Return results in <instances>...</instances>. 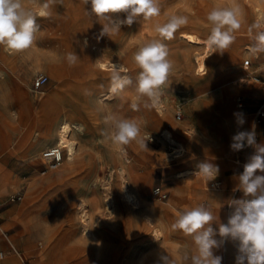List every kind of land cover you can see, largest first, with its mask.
<instances>
[{
    "label": "rangeland",
    "instance_id": "1",
    "mask_svg": "<svg viewBox=\"0 0 264 264\" xmlns=\"http://www.w3.org/2000/svg\"><path fill=\"white\" fill-rule=\"evenodd\" d=\"M254 1L159 0V16L124 25L111 37L93 34L100 53L91 57L82 46L83 34L93 30L90 5L83 0H23L39 25L34 43L21 52L0 45V227L21 254L29 243H41L45 232L37 226L49 222L56 225L53 245L66 234L75 236L69 245L74 256L71 264H158L161 253L170 259L175 257L177 264H190L183 256L192 254L194 242L191 236L172 228L178 214L203 204L216 217L217 224H227L220 213H232V200L249 198L237 187L250 146L245 145L240 151L231 149L229 132L236 134L240 125L237 117L228 114L223 89L230 87L235 91L233 108L246 120L240 131L255 129L256 143L264 144V120L259 125L255 123L256 112L264 110V53L251 52L255 30L250 33L249 28L256 22L257 14L251 7ZM45 3L49 4L48 9H44ZM236 5L241 10V28L235 32L234 42L223 53H211L207 74L194 76L193 55L201 48L185 42L180 34L194 33L207 39L211 27L208 12L213 7ZM39 9L50 11L51 15L42 16ZM172 15L187 16L189 22L169 40L160 37L155 28ZM152 40H161L167 46L173 62L160 97L164 111L169 112L171 127L159 123L157 116L161 114L157 107H143V101L136 99L134 86L118 95L111 94V72L90 73L91 59L96 57L126 65L127 74L135 80L139 69L133 55ZM74 46L80 47L73 49ZM69 52L78 56L75 65L67 63ZM245 60L250 61L248 69L243 67ZM40 75L48 81L36 90L34 81ZM27 94L38 98L40 121L25 107L26 100L22 99ZM134 102L140 105L138 111L131 108ZM112 113L140 123L149 151L133 142L123 146L122 151L102 135L105 117ZM44 117H57L56 121L66 117L72 122L70 137L76 143L74 158L63 160L54 170L48 168L42 154L54 147L55 134L51 131L55 120L41 121ZM176 127H182L183 133L175 134ZM168 128L174 134L173 141L166 135ZM179 146L181 153L177 152ZM207 148L212 157L206 156ZM202 162L218 166V191L214 190V179L208 181L195 174ZM131 165L143 190L148 191V195H137L136 206L121 193L122 181L127 182V178L122 179L119 173ZM257 175L264 173L258 171ZM155 188L167 197L160 200L154 195ZM209 193H223L218 206L210 201ZM171 200L174 209L165 213L163 209ZM153 206L158 209L154 211ZM81 207L90 218L94 241L82 236ZM13 208L15 211L6 215ZM217 224L212 225L214 229ZM28 233L34 234L30 239L33 242L27 238ZM223 247L224 243L220 248ZM218 250L214 249V254ZM10 252L0 241V264L11 256Z\"/></svg>",
    "mask_w": 264,
    "mask_h": 264
},
{
    "label": "clouds",
    "instance_id": "2",
    "mask_svg": "<svg viewBox=\"0 0 264 264\" xmlns=\"http://www.w3.org/2000/svg\"><path fill=\"white\" fill-rule=\"evenodd\" d=\"M90 5L89 13L94 15L102 25L101 36L111 37L120 32L122 26H131L134 22L145 21L160 15L159 0H83ZM44 9L49 4L43 5ZM240 8L236 6L213 7L207 14L210 34L206 40L211 53H223L235 40V32L241 28ZM119 14H123L122 16ZM40 15H51L42 11ZM188 17L172 15L163 25H157L155 31L160 37L172 39L174 33L188 24ZM39 30L34 12L24 6L23 0H0V45L13 52H21L32 46L35 33ZM253 35L254 45L251 52L264 53V17L259 18L249 32ZM207 58V57H206ZM205 58V59H206ZM69 66L78 61L76 53L66 55ZM133 61L139 72L135 80L127 74L128 69L112 63L110 74V92L120 94L134 86L136 99L143 101V107L154 108L160 104L162 88L168 81L173 68L169 50L161 40H152L140 46L133 55ZM123 73V74H122ZM102 103V101H101ZM138 103H132L133 110H139ZM242 115L237 114V123L243 125ZM106 129L102 131L112 144L123 146L135 142L139 148L148 150L146 141L141 135V126L136 119L124 118L116 113L105 117ZM245 145L253 146L255 153L250 156L239 175L238 188L247 199L232 200L234 209L227 224H217L213 213L200 204L180 212L172 224L174 230H181L191 236L194 249L183 260L190 264H221L222 257L214 255V249L231 240L238 242L235 264H264V144L256 143L255 131H239L232 137L231 149L242 150ZM149 151V150H148ZM196 175L208 181L215 179L219 173L218 166L202 162ZM217 228H213V224ZM219 236L220 239H216ZM2 258V254H0ZM158 264H175L169 256L161 253Z\"/></svg>",
    "mask_w": 264,
    "mask_h": 264
},
{
    "label": "bare ground",
    "instance_id": "3",
    "mask_svg": "<svg viewBox=\"0 0 264 264\" xmlns=\"http://www.w3.org/2000/svg\"><path fill=\"white\" fill-rule=\"evenodd\" d=\"M251 7L255 12H257L256 21L259 18L264 17V0H255L254 3L251 4ZM38 11H39V13H41L42 11H45V10L39 9ZM91 27L93 28V30L89 31L88 33L83 34V36H82L85 38V42H83L82 46L86 47V51L88 53H90V55L91 54L95 55V54L100 53V47L98 46V43H96L94 41L93 34L94 35L99 34L101 32L102 25L98 22V20L96 19V17L94 15H93V22H92ZM180 38L185 40V42H187L191 45H194L198 48H201V51H197L193 55L192 64H193V68H194V76H203V75L207 74V71H206L207 59L211 55V50L207 47V45L205 43L207 39L198 37L194 33L191 34V33H185V32L180 34ZM79 47L80 46H74L72 48L74 49V48H79ZM92 55H91V57H92ZM112 63L118 64V65L126 68L125 67L126 65L124 66L121 63L103 61V60H100V59L94 57L91 59V64H92V65H90L91 75H105L108 72H111L110 65ZM60 78H61V76L58 75L57 79H60ZM253 81L258 82L259 79L254 78ZM109 88H110V86H109ZM234 94H235V91L232 90L230 87L223 89L224 102L226 104V107L228 108V114L231 117H237V112L233 108V104H232ZM22 100L23 101L26 100L25 107L27 109H29L31 112H33V114L35 115L37 120L40 121V119L38 117V113L41 111V109L38 108V102H37L38 98L36 96H31L30 94H27ZM33 109H34V111H33ZM157 112H159V114H161V116H157L159 123L160 124H167V125H170V127H171L172 121L170 120L169 112L166 113L164 111V106H162L161 103L157 106ZM55 118L57 119V117H53L50 119L48 117H44V119L41 121L51 123V122H54V120H55V122H54L55 128L53 129V131H51L55 134L54 147H59L62 149L63 154H64L63 160L71 161L76 154V143L70 137V134L72 132V124H71L72 122L70 123L66 119V117H61V119L59 121H56ZM245 124H246V120L243 123V125L239 124L240 125L239 129L242 130V128L244 127ZM252 131H255V129H252ZM165 132H166L167 137L173 141V135H174L173 132H171V130L169 128ZM174 133L177 135H180L181 133H183L182 127H176ZM229 133L232 135V137L235 135L232 131H230ZM232 137H231V141H232ZM256 142H257V140H256ZM133 143H135V142H133ZM248 148H249V150L247 151V154L245 155V161H244L245 163L248 162V159L250 158V156L252 155V153L254 151L253 146H250ZM181 151H182V148L177 150L178 153H181ZM211 155L212 154L210 153L209 149L207 148L206 156L212 157ZM48 168L50 170H54L49 165H48ZM134 169H135L134 165H131V166H128L126 169H124L123 172H121L119 174H121L122 179L124 177L127 178V182H125L124 180L122 181V182H124L123 187L121 188V193H122L123 197L128 202H130V204H132L133 206H136L139 204V198L137 195H141V192H143L145 195H148V191L143 190V183H142V181L139 180V177L137 176V172ZM181 175H182V173H181ZM1 182H2V174L0 173V183ZM122 182H121V184H122ZM231 183H232V185L235 184L234 182H231ZM236 189H234V190H236ZM0 195H1V193H0ZM222 196H223V193H209L208 194L210 201L216 206H218V204L220 203ZM172 198H173V196H172ZM173 203H174L173 200H171L166 205V207H164L163 210L165 213H170L171 211H173V209H174ZM80 206H81V204H80ZM109 208L111 210V207H109ZM152 208L154 211H156L158 209V207H155V206H153ZM135 209H137V208H135ZM80 210H81V215L79 217V222L82 224V227H83L82 236H84V237L86 236L87 239L89 238L91 241H94V236H92L90 218L86 214L87 212L85 211L84 208L81 207ZM14 211H15V209L13 208V209L9 210L8 212H6V215H11ZM106 211L108 212L109 210H106ZM230 214L231 213H229V215L228 214L224 215L223 213H220V218L225 219V221L227 222ZM110 216H112V215H110ZM37 227H41L44 230V232H45L44 238L42 239V241L39 245L29 243L27 245V247L24 248V252L22 254L13 246L11 239L9 240L8 238L5 237L4 230H3V228L0 227V231H1L0 241L4 245L8 246L9 250L11 251L10 252L11 256L5 258L1 264H71V262L74 259V256L71 253L69 245L72 244L71 242L75 238V236L71 235L70 233L66 234L63 237H61L55 245H53L52 243L54 242V240L56 238V234L54 231V229L56 228V225L54 226L53 224H51L49 222H43ZM30 230H31V228L28 229V231H30ZM36 233H38V232H36ZM32 235H34V234H32V233L27 234V238L29 239V241H30V239H32V237H33ZM155 236H158V230L157 229L155 230ZM51 246H53V250L50 252ZM237 246L238 245H236V243L234 241L227 240L224 242V247L219 248V250L214 255H218V256L222 257V264H235V257L237 254ZM172 256H174V255H172ZM1 259H3V256ZM171 260L174 261L175 264H177V260L175 257H171Z\"/></svg>",
    "mask_w": 264,
    "mask_h": 264
},
{
    "label": "built area",
    "instance_id": "4",
    "mask_svg": "<svg viewBox=\"0 0 264 264\" xmlns=\"http://www.w3.org/2000/svg\"><path fill=\"white\" fill-rule=\"evenodd\" d=\"M249 66H250V61L245 60L244 66H243L244 69H248ZM47 81H48V78L46 76L44 75L38 76L34 81V88L36 90L41 89L47 83ZM239 106L241 107L242 104L240 103ZM263 120H264V110L259 109L256 112L255 123L259 125L263 122ZM42 157L44 161L52 169H56L58 166H60L61 162L63 161L64 154L61 148L52 147V148L46 149L43 152ZM214 188L218 190L220 188V183L219 182L214 183ZM154 195L158 197L160 200H163L167 197V194L164 193L160 188H155Z\"/></svg>",
    "mask_w": 264,
    "mask_h": 264
},
{
    "label": "crops",
    "instance_id": "5",
    "mask_svg": "<svg viewBox=\"0 0 264 264\" xmlns=\"http://www.w3.org/2000/svg\"><path fill=\"white\" fill-rule=\"evenodd\" d=\"M214 180H215L214 183L219 182L220 185H221V182H220V181H216V178H215ZM220 188H221V187H220ZM220 188H219V189H220ZM219 189H218V190H219ZM214 190H215V191H218V190H216V189H214Z\"/></svg>",
    "mask_w": 264,
    "mask_h": 264
}]
</instances>
